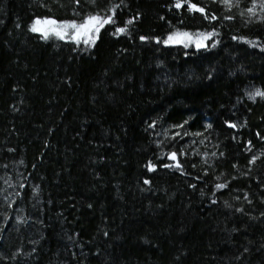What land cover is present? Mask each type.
I'll return each instance as SVG.
<instances>
[{
	"label": "trees",
	"instance_id": "1",
	"mask_svg": "<svg viewBox=\"0 0 264 264\" xmlns=\"http://www.w3.org/2000/svg\"><path fill=\"white\" fill-rule=\"evenodd\" d=\"M179 2L0 0V264H264V0Z\"/></svg>",
	"mask_w": 264,
	"mask_h": 264
},
{
	"label": "snow or ice",
	"instance_id": "2",
	"mask_svg": "<svg viewBox=\"0 0 264 264\" xmlns=\"http://www.w3.org/2000/svg\"><path fill=\"white\" fill-rule=\"evenodd\" d=\"M225 3H228L229 0H224ZM175 7L180 8L181 3L179 0H177V3ZM189 7L192 10L195 11H203L202 9H197L193 5H189ZM252 10L250 9L249 12ZM111 17L107 19H101L99 16H89L87 19L83 20L81 23H67V24H61L57 25V22L55 20H45V21H36L32 27L31 31L33 32H39L41 35L47 39L50 34L56 35L60 39H64L65 36L69 35L68 29H73V35L72 39L79 42L80 38L82 36H87V39L84 40L85 44H88L89 42L94 43L95 40L93 38V33H98L100 31V28H102L105 24L111 23ZM129 24L132 23V21L128 22ZM50 25L52 27L47 29H42L41 27H38V25ZM126 31L125 28H117V33L123 34ZM191 39L188 33H176L172 36L168 37V40L165 41V43H172V42H181L182 39ZM208 36H204L201 39L197 40L196 44L197 47H203V40L208 39ZM187 46V45H185ZM256 96L264 97V92L256 91L254 94H252L251 98H255ZM230 127H233L234 125H229ZM175 154L171 155L169 159L175 160ZM176 167H179V165H175ZM149 171L154 170L153 166L151 164L148 165ZM147 183V181H145ZM218 188L224 187V185H218Z\"/></svg>",
	"mask_w": 264,
	"mask_h": 264
},
{
	"label": "rangeland",
	"instance_id": "3",
	"mask_svg": "<svg viewBox=\"0 0 264 264\" xmlns=\"http://www.w3.org/2000/svg\"><path fill=\"white\" fill-rule=\"evenodd\" d=\"M67 23H70V22L57 23V25L67 24ZM38 27H41L42 29H47V28H50V27H52V26L41 24V25H38ZM67 31H68L69 35L65 36L64 39H60V38H58V37H57L56 35H54V34H50L49 36H54V37H56L57 39H60V40L69 39V40H71L73 43H75V44H77V45H80V46H82V47H84V48H89V47H91V46L94 44V43H91V42H89L88 44H85V43H84V40L87 39V36H82V37L80 38L79 42H77L76 40L72 39V35H73V31H74V30H73V29H68ZM35 33L41 35V33H39V32H35ZM97 34H98V33H93V34H92L94 40H96ZM41 36H42V35H41ZM42 37H43V36H42ZM43 38H44V37H43ZM197 40H199V39H198V38H197V39H194V38H192V37H191V39H186V38H185V39H182L180 43H184V42H185V43H193V42H194V43L196 44ZM172 43H177V42H172ZM172 43H167V44H172Z\"/></svg>",
	"mask_w": 264,
	"mask_h": 264
}]
</instances>
